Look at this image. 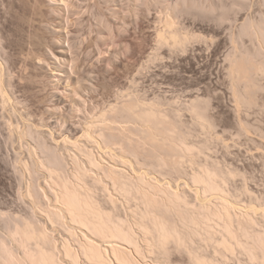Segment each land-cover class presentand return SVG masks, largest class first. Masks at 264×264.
I'll return each instance as SVG.
<instances>
[{
  "label": "bare ground",
  "instance_id": "1",
  "mask_svg": "<svg viewBox=\"0 0 264 264\" xmlns=\"http://www.w3.org/2000/svg\"><path fill=\"white\" fill-rule=\"evenodd\" d=\"M158 1L165 26L159 44L185 47L191 38L180 34L177 18L195 2ZM201 8L214 10L207 2ZM241 35L254 44L231 52L230 75L237 100L251 108L264 90V15L243 21ZM0 90L9 100L5 88ZM138 95L99 113L75 138L51 144L48 134L29 126L19 134L35 141L28 147L33 164L20 163L31 177L26 189L31 205L23 216L2 218L0 264H173V254L189 264H231L237 253L248 264H264L259 202L252 198L241 206L228 188L234 169L203 159L209 143L192 139L199 130L207 135L213 129L209 105L200 98L190 101L192 128L177 111ZM178 179L185 181L176 186Z\"/></svg>",
  "mask_w": 264,
  "mask_h": 264
},
{
  "label": "rangeland",
  "instance_id": "2",
  "mask_svg": "<svg viewBox=\"0 0 264 264\" xmlns=\"http://www.w3.org/2000/svg\"><path fill=\"white\" fill-rule=\"evenodd\" d=\"M69 1L0 0V62L5 67L0 89L10 97L5 102L0 90V234L5 233L4 216H23L31 205L26 195L31 177L20 163L33 164L28 149L35 141L19 134L31 127L48 134L51 144L64 136L78 137L99 113L137 94L177 111L192 128L188 104L195 98L206 101L213 129L207 135L196 129L192 139L209 143L203 159L234 169L228 188L241 206L255 198L263 219L264 90L256 96V106L240 103L229 66L231 52L254 44L241 35V25L260 20L261 0H192L194 6L177 18L180 34L191 39L174 48L158 42L165 29L162 1ZM205 2L214 10L201 8ZM192 168L185 164L188 172ZM39 182H45L43 172ZM241 254L230 263L248 264ZM173 255V264H189Z\"/></svg>",
  "mask_w": 264,
  "mask_h": 264
},
{
  "label": "snow or ice",
  "instance_id": "3",
  "mask_svg": "<svg viewBox=\"0 0 264 264\" xmlns=\"http://www.w3.org/2000/svg\"><path fill=\"white\" fill-rule=\"evenodd\" d=\"M261 7L264 8V0H261Z\"/></svg>",
  "mask_w": 264,
  "mask_h": 264
}]
</instances>
